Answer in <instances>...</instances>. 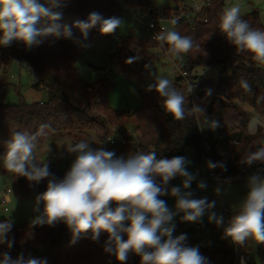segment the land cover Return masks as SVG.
Here are the masks:
<instances>
[{"label": "trees", "instance_id": "1", "mask_svg": "<svg viewBox=\"0 0 264 264\" xmlns=\"http://www.w3.org/2000/svg\"><path fill=\"white\" fill-rule=\"evenodd\" d=\"M139 3L146 9L153 6V0H139ZM224 6L225 0H213L202 11L206 22L201 20L195 27L183 21L175 25L176 31L191 37L194 43L192 51L175 57V62L181 64V70L186 73V76L179 73L173 84L186 97L185 107L189 111L183 120H175L164 111L162 98L154 90L141 89L139 109L130 113L114 110L107 101V93L114 83L103 78L93 85L88 84L74 66L78 54L84 50L74 44L77 38L83 40L78 28L72 27V39L49 36L32 48L18 41L9 47H0L6 67L15 61L26 63L38 76L33 88L47 93L42 103L29 102L22 94L17 103H0V170L11 178L12 193L20 199H36L46 190L47 184L46 180L38 185L31 184L4 167V142L14 132L31 134L46 124L49 126L45 129L47 134L38 138L37 146L48 142L55 134L74 143L81 140L91 143L92 135L103 142L113 129L120 128L126 115L135 118L132 127L142 133L141 144L139 149L121 146L117 156L155 151L162 158L186 157V151L192 149L193 160L197 162H223L227 170L217 168L214 171L224 180L236 183H244L247 176L264 169L259 163L250 167L240 164L247 152L264 146V128L255 135H250L247 128L253 114L264 116V65L256 64L247 53H237L219 31V16ZM60 11L62 19L58 23L72 26L77 20H85L92 11L102 13L105 18L118 17L119 5L115 0H70ZM242 19L251 27L264 30L258 12L242 15ZM112 35H102L98 28H92L87 40L109 39ZM117 44L112 56L114 69L142 82L148 65L156 58L154 49L160 47L159 43L149 37H138L132 31ZM129 58L136 59L126 63ZM209 67H219L226 75L206 78L196 72L198 68ZM241 81H246L251 91H246ZM2 85L0 83V87ZM190 86H193L192 92ZM209 90L210 95L207 94ZM240 103L247 104L252 111L242 109ZM194 104L203 107L205 113L191 112ZM205 117L218 120L219 127L201 130ZM69 166L51 171L63 177ZM5 219L9 218L0 217V221ZM226 225V221L221 226L204 221L187 226L179 224L177 235L186 234L185 245L198 247L208 264H241L238 246L224 237ZM8 237L14 240L13 246L9 249L6 244L0 245V253H9L12 259L23 255L25 259L46 260L47 264H83L92 257L104 256L109 264H119L114 255L104 251L107 233H102L98 242L88 233L72 243V234L64 224L49 227L27 222L13 223ZM256 249L259 264H264V244L256 243ZM139 259L129 253L126 264H139Z\"/></svg>", "mask_w": 264, "mask_h": 264}, {"label": "clouds", "instance_id": "2", "mask_svg": "<svg viewBox=\"0 0 264 264\" xmlns=\"http://www.w3.org/2000/svg\"><path fill=\"white\" fill-rule=\"evenodd\" d=\"M70 0H0V47H9L14 41L27 48L39 46L44 38L72 39V27L78 28L83 40L89 30L98 28L102 35H111L123 24L117 17L105 18L102 13L92 11L85 20H77L72 26L58 23L62 19L60 9ZM177 19L171 24L176 25ZM219 31L237 53H247L258 65H264V30L255 29L242 19L240 4L225 7L219 16ZM161 48L167 45L169 57L187 54L194 48L191 37L175 30H162L155 35ZM82 48L91 47L81 40H74ZM136 58H129L132 63ZM147 67V65H146ZM246 91H251L246 81H241ZM148 91H155L162 98L161 106L175 120L186 115V97L170 80L156 76ZM189 91H193L190 86ZM210 95V90L207 93ZM191 112L205 113L199 105ZM204 129L215 130L218 120L205 117ZM49 126L40 125L35 133L14 132L5 141L4 167L31 184L47 181L46 190L36 197L32 218L33 226L55 227L64 224L71 232L75 243L81 236L91 233L93 241H99L107 233L104 251L114 255L119 264H126L129 253L138 256L139 264H208L198 247L186 246V234L174 236L175 217L181 215L183 222L197 223L207 214L209 222L217 226L224 224L223 215L213 209L216 201L207 197L194 198L193 181L198 173L189 171L192 163L185 156L160 157L155 151L136 152L117 156L115 151L104 148L93 149L90 143L81 140L69 145L68 153L75 154L63 177H57L44 161H38L36 148L38 138L45 136ZM248 132L255 135L264 128V116L254 115L248 122ZM50 152V147L47 148ZM264 165V146L246 153L240 164L250 167ZM209 170L226 171L223 162H206ZM264 169L247 176V194L241 200L238 211L224 227V237L237 246L244 247L249 240L264 244ZM180 178L179 185L171 181ZM196 188L204 190L207 183L199 180ZM221 186L215 194L223 192ZM175 199L173 208L162 197ZM42 205V208H41ZM13 221H0V245L10 249L14 240L8 234ZM0 264H47L38 258L25 259L23 255L12 259L7 252L0 253ZM241 264H244L241 258Z\"/></svg>", "mask_w": 264, "mask_h": 264}, {"label": "rangeland", "instance_id": "3", "mask_svg": "<svg viewBox=\"0 0 264 264\" xmlns=\"http://www.w3.org/2000/svg\"><path fill=\"white\" fill-rule=\"evenodd\" d=\"M251 1H253V3ZM232 3L233 1L230 0L229 4ZM174 4V0H153V7L160 9L173 6ZM229 4H227V6H229ZM246 4L247 6H253L252 10H249L250 13L258 12V8H260V10L264 9L263 5L257 4L256 0H245V4L243 5ZM118 15L119 18L122 19L123 24L116 30L115 33H113V36L111 38L95 40L93 41L94 43H88L91 41L82 40L83 43L90 44L91 47L86 49L81 47L84 50L78 54L74 66L88 84L93 85L95 82L104 78L106 70H95V68H104L103 64L106 60V53L108 49L110 47H117V43L121 38L130 35L132 31L138 37H147L142 23L137 20V18L127 14L124 11H120ZM262 18L264 19V15ZM166 30L176 31V27L175 25H172L170 21L166 24ZM154 53L156 54V58L148 65L145 77L142 82H140L137 77H126L116 70H113L111 72L114 86L107 93V101L114 110L130 113L139 109L142 104L141 89H143V91H148V85L154 83L156 76H160L162 78L170 80L172 85L175 83L177 77L180 76L179 69L171 61H175V57H169L166 49L158 47L154 49ZM1 60L2 59H0V64L3 66V61ZM196 72L197 74L202 75L206 78L226 75L223 72H220L219 67H209L205 69L198 68ZM0 79H2L1 82H3L1 84H4L0 87V103H17L19 101L20 94H22L29 102L43 101L47 98V93L45 91H38L33 88L32 85L34 84L36 79L31 70L25 64L12 62L7 69L2 68V70H0ZM240 107L244 110L252 111V109L245 103H240ZM254 115L255 114H253L252 117ZM252 117H250V119ZM134 125L135 118L126 115L122 119L120 129L125 128L126 126ZM72 144L75 143L62 137L60 134H55L49 139L48 142L37 146L35 153L37 160H46V162L53 164L55 168L64 169L67 165H70L72 163L75 157V154L68 153L66 150V148ZM48 147H50V152L47 151ZM90 147L93 149L101 147L103 148V142H100L94 135H92V142L90 143ZM191 151L192 149H188L186 151L187 158L189 157ZM207 170L208 168L205 169L204 174L206 181L203 179L207 183L206 189L200 190L196 188V182L201 180V178L193 181L192 191L194 192V198L207 197L209 202L215 200L216 205L213 211H215L218 215H223L224 222L226 221L227 223L228 218L223 212L222 208L223 199H225V201L226 199H229V197L233 199L235 195L238 194V188L240 187V185L239 183L230 182L227 180L216 183L212 179H208L209 171ZM180 183V178H177L174 180V184L172 185H179ZM218 185L224 189L220 195H217L214 192V189ZM7 188L12 189V180L7 174L3 173L0 170V217L11 219L15 225H20L27 222L32 223V218L37 215V213L33 211L36 199H20L13 193H11V199L7 203L8 210L6 211L5 207L1 204V192ZM245 190L247 189H244V192ZM165 200L167 201L170 208L174 207V198L167 196ZM181 215L182 214L175 217L174 223L176 225V228L173 233L174 236H176L178 233L179 224L183 226L190 225L189 223L183 222L181 220ZM202 220L204 222H209L207 214H205ZM247 244L253 249V246L254 244L256 245V242L251 240V242ZM239 252L241 255H243V250L242 252L239 250ZM243 260L244 264H259L258 253L256 249L253 253L250 248L248 250V255L245 256Z\"/></svg>", "mask_w": 264, "mask_h": 264}, {"label": "built area", "instance_id": "4", "mask_svg": "<svg viewBox=\"0 0 264 264\" xmlns=\"http://www.w3.org/2000/svg\"><path fill=\"white\" fill-rule=\"evenodd\" d=\"M119 5V12L124 11L127 14L137 18L139 20L147 34V37L152 40L155 39V35L162 30H166V24L170 22L172 19H177V21H183L190 24V26L195 27V25L201 20L207 21L202 15V11L205 7H208L213 0H175V4L170 7H166L164 9L150 7L145 8L140 3L139 0H115ZM118 12V14H119ZM119 18V15L118 17ZM113 36V35H112ZM117 38V37H116ZM118 39V38H117ZM76 40H81L77 38ZM78 46L76 43H74ZM166 49V48H164ZM117 47H110L106 53V60L104 61V70H106V74L104 78L113 82L112 79V71L115 70V62L112 56L116 53ZM176 67L179 69L180 74L186 76V73L181 70V64L176 63L171 60ZM26 66L27 64L24 63ZM28 67V66H27ZM29 68V67H28ZM30 69V68H29ZM35 77V83L38 82V76L33 73ZM43 90V88L41 87ZM42 103V101H41ZM142 133L136 130L132 126H127L123 129H113L112 133L109 134L103 141V148L110 151L118 152L121 146H132L136 149H139L141 144ZM48 163V162H47ZM50 170L54 169L55 166L51 163H48ZM195 173H198L197 179L203 177V174L199 167H195ZM255 173V172H254ZM208 177L215 182L223 181V177L217 174L214 169L209 170ZM12 193L11 188H7L1 192V204L5 207L7 211V203L10 200L9 196ZM223 212L228 214L226 209ZM203 219V218H202ZM203 221V220H201ZM189 223V222H187ZM194 224V223H189Z\"/></svg>", "mask_w": 264, "mask_h": 264}, {"label": "crops", "instance_id": "5", "mask_svg": "<svg viewBox=\"0 0 264 264\" xmlns=\"http://www.w3.org/2000/svg\"><path fill=\"white\" fill-rule=\"evenodd\" d=\"M229 1H230V0H226L227 3L225 2V3H226V6H224V7H231V6H234V5H236V4H240L242 15H245V14H247V13H250L249 10H252V8H253V6H247V4H246V5H243V4H245V0H232V1H233L232 4H229ZM251 2L253 3V1H251ZM256 2H257V4H262L263 7H264V4H263L264 0H256ZM227 4H229V6H227ZM262 5H261V6H262ZM255 7H256V6H255ZM258 9H259L258 13H259V15H260V18H261L262 21H264V19L262 18L263 15H264V9H261V10H260V8H258ZM262 10H263V11H262ZM251 13H252V12H251ZM263 23H264V22H263ZM87 41H91V42H88V43H94L93 41H95V40H87ZM0 59H2L1 61H3V66L0 64V70H2V68L7 69L8 67H6V65H5V61H4V59L2 58L1 55H0ZM15 62H16V61H15ZM18 63H19V62H18ZM20 64H21V63H20ZM99 69L104 70L103 67H101V68H97V67H96V68H95V70H99ZM1 81H2V79H0V83H3V82H1ZM126 127H127V126H126ZM119 129H120V128H119ZM122 129H123V128H122ZM188 159H189L190 161H192V163H191L190 166H189V171L194 172L195 167H199L200 170H201V172H202V174H203V177H201V180L204 179V180L206 181V178L204 177L205 169H207V167H206V163H204V162H197V161L193 160V151L190 152ZM203 164H205V165H203ZM204 168H205V169H204ZM203 169H204V171H203ZM207 171H209V169H208ZM199 179H200V178H199ZM208 179H210V178H208ZM197 180H198V179H197ZM223 181H225V180H223ZM220 182H222V181H220ZM196 183H197V182H196ZM208 183H209V182H208ZM216 183H218V182H216ZM245 183H246V182H244V183H239L240 187L238 188V194L235 195V197H234L233 199H231L230 197H229V199H226V201H225V199H223L222 208H223V210L226 209V210L228 211V214H227V218H228V220H229V218H231L234 214H236V212L238 211L239 203L241 202V200H242V199L245 197V195L247 194L248 189L244 187V184H245ZM173 184H174V183H173ZM242 187H243V188H242ZM244 189H247V190H245V192H244ZM9 198L11 199V196H9ZM250 242H251V240H249L247 243H250ZM250 248H251L252 252L254 253V251H255V249H256V245L254 244L253 249H252V247L249 246L248 244H246L244 247H240V246H238V251L240 250V251L242 252V250H243V255H241L240 252H239V254H240V259H241V258L244 259V257L248 255V250H249ZM256 251H257V249H256ZM83 264H108V261H107L106 257H104V256H96V257H92V258H90L88 261H86V262L83 263Z\"/></svg>", "mask_w": 264, "mask_h": 264}, {"label": "water", "instance_id": "6", "mask_svg": "<svg viewBox=\"0 0 264 264\" xmlns=\"http://www.w3.org/2000/svg\"><path fill=\"white\" fill-rule=\"evenodd\" d=\"M244 187L248 189V187H247V183L244 184Z\"/></svg>", "mask_w": 264, "mask_h": 264}]
</instances>
